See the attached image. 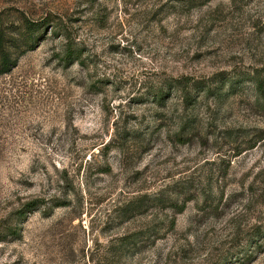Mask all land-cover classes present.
Returning a JSON list of instances; mask_svg holds the SVG:
<instances>
[{"label":"rangeland","instance_id":"obj_1","mask_svg":"<svg viewBox=\"0 0 264 264\" xmlns=\"http://www.w3.org/2000/svg\"><path fill=\"white\" fill-rule=\"evenodd\" d=\"M0 238V264H264V0H0Z\"/></svg>","mask_w":264,"mask_h":264},{"label":"trees","instance_id":"obj_2","mask_svg":"<svg viewBox=\"0 0 264 264\" xmlns=\"http://www.w3.org/2000/svg\"><path fill=\"white\" fill-rule=\"evenodd\" d=\"M200 3H204V1H201ZM35 26H36V24H34L33 22L32 23H28V28L32 31V30H34L35 29ZM30 206H32L33 205V202L32 203H30L29 204ZM184 207H185V203L181 206V207H179L178 208V211L179 212H181V211H183L184 210ZM175 222V221H174ZM3 238H0V240H2Z\"/></svg>","mask_w":264,"mask_h":264}]
</instances>
